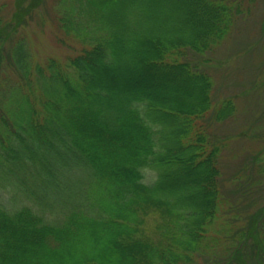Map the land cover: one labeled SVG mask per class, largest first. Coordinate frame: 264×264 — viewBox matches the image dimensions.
I'll return each instance as SVG.
<instances>
[{"label":"trees","instance_id":"16d2710c","mask_svg":"<svg viewBox=\"0 0 264 264\" xmlns=\"http://www.w3.org/2000/svg\"><path fill=\"white\" fill-rule=\"evenodd\" d=\"M25 2L0 17V62L6 50L20 77L0 92V264H237L250 236L264 260L252 218L229 240L215 219L231 211L226 140H210L212 79L187 59L222 42L239 5L58 0L59 41L78 52L41 64L19 36ZM236 111L223 98L213 118Z\"/></svg>","mask_w":264,"mask_h":264},{"label":"rangeland","instance_id":"374dc122","mask_svg":"<svg viewBox=\"0 0 264 264\" xmlns=\"http://www.w3.org/2000/svg\"><path fill=\"white\" fill-rule=\"evenodd\" d=\"M228 1L236 2L242 10L231 18L230 29L222 42L203 54L189 51L187 59L193 60L192 63L200 66L212 79L211 108L203 120H211L207 127L211 141L226 140V146L220 147L217 163L221 195L227 203L224 206L230 204L231 211L218 210L219 216L215 219L218 224H230L229 240L231 236L237 238L238 232L249 226L250 218L253 221L251 228L259 229L258 235L264 237V211L257 213L264 205V172L259 171L264 164V0ZM12 2L0 0V17L3 20L12 15ZM29 3L30 0L27 4L25 2L29 10L28 14L24 10L18 30L31 51V59L41 64H46L50 58L64 63L78 52L79 44L73 40L59 41L58 0H32L31 6ZM5 52V59L0 62V92L9 88L5 87L8 83L20 78L19 70ZM165 92L180 98L191 97L189 93L168 89ZM228 97L236 103V114L215 120V112H212L215 103ZM257 154L260 159L256 158ZM7 198L8 195L4 194V201ZM210 234L214 237L220 235L214 230ZM253 237L247 239L243 246L245 258L237 264H264L261 256L249 251ZM222 238L221 241L224 240ZM202 261L203 258L198 257L196 264Z\"/></svg>","mask_w":264,"mask_h":264}]
</instances>
